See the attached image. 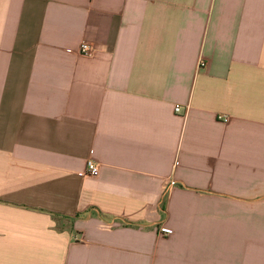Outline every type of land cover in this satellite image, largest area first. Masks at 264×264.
<instances>
[{
    "label": "crops",
    "instance_id": "crops-1",
    "mask_svg": "<svg viewBox=\"0 0 264 264\" xmlns=\"http://www.w3.org/2000/svg\"><path fill=\"white\" fill-rule=\"evenodd\" d=\"M0 264H264V0H0Z\"/></svg>",
    "mask_w": 264,
    "mask_h": 264
},
{
    "label": "built area",
    "instance_id": "built-area-1",
    "mask_svg": "<svg viewBox=\"0 0 264 264\" xmlns=\"http://www.w3.org/2000/svg\"><path fill=\"white\" fill-rule=\"evenodd\" d=\"M94 49L86 44V43H81L78 46L77 49V53L81 56H89L93 53ZM180 111V108L178 106L174 107V113H178ZM99 171V166L97 163H95L94 161H92L91 159H87L85 162V171H84V175L87 176H94L97 174V172ZM158 233L161 236H167L170 234V229H168L167 227L160 225L158 228Z\"/></svg>",
    "mask_w": 264,
    "mask_h": 264
}]
</instances>
